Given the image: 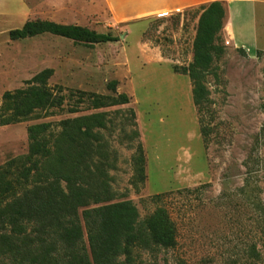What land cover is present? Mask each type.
Returning <instances> with one entry per match:
<instances>
[{"label": "rangeland", "instance_id": "rangeland-1", "mask_svg": "<svg viewBox=\"0 0 264 264\" xmlns=\"http://www.w3.org/2000/svg\"><path fill=\"white\" fill-rule=\"evenodd\" d=\"M200 14L128 23L100 0H0V105L6 92L26 88L47 69L54 73L48 85L64 95L130 98L126 106L100 111L114 123L104 136L117 158L109 171L115 202H133L142 220L164 207L178 229L174 249H136V264H251L254 247L264 264V47L237 48L224 27L206 77L209 102L199 113L189 78L175 69L193 61ZM28 21L82 26L120 41L88 46L50 34L11 41L9 32ZM112 82L116 94L108 89ZM72 105L68 98L52 116L0 126V167L28 154L30 126L51 123L58 130L62 120L94 113L83 106L71 114ZM139 143L145 181L135 186Z\"/></svg>", "mask_w": 264, "mask_h": 264}, {"label": "trees", "instance_id": "trees-1", "mask_svg": "<svg viewBox=\"0 0 264 264\" xmlns=\"http://www.w3.org/2000/svg\"><path fill=\"white\" fill-rule=\"evenodd\" d=\"M197 10L201 14L193 61L175 72L189 78L194 105L202 113L209 102L205 82L217 54L215 41L224 29L226 10L222 2ZM44 34L88 46L120 41L110 33L50 21H28L11 30L9 39L22 41ZM53 74L50 69L43 70L26 88L6 92L0 105V126L52 116L63 109L68 98L73 102L71 114H79L83 106L94 113L62 120L58 130L51 123L30 126L28 154L0 167V264H136V249H174L178 229L167 209L159 207L142 220L133 202H115L111 190L109 171L117 158L104 131L114 123L108 112L100 111L126 106L130 98L81 91L64 95L61 88L48 85ZM116 85H108L115 94ZM130 115L131 125L136 127L135 112ZM132 134L139 136L135 131ZM202 134L206 137L208 131L202 128ZM132 163L136 186L145 181V154L140 143ZM260 210L264 235V207ZM252 251L251 264H262L255 247Z\"/></svg>", "mask_w": 264, "mask_h": 264}, {"label": "crops", "instance_id": "crops-1", "mask_svg": "<svg viewBox=\"0 0 264 264\" xmlns=\"http://www.w3.org/2000/svg\"><path fill=\"white\" fill-rule=\"evenodd\" d=\"M102 2L115 19L128 23L146 21L164 13L181 14L222 2L227 10L225 32L232 45L264 47V0H100Z\"/></svg>", "mask_w": 264, "mask_h": 264}, {"label": "built area", "instance_id": "built-area-1", "mask_svg": "<svg viewBox=\"0 0 264 264\" xmlns=\"http://www.w3.org/2000/svg\"><path fill=\"white\" fill-rule=\"evenodd\" d=\"M168 15V14H167Z\"/></svg>", "mask_w": 264, "mask_h": 264}]
</instances>
